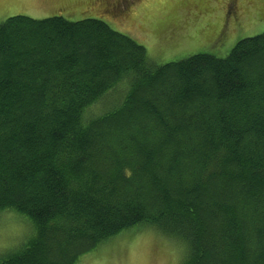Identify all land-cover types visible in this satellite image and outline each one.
Wrapping results in <instances>:
<instances>
[{
    "label": "trees",
    "instance_id": "obj_1",
    "mask_svg": "<svg viewBox=\"0 0 264 264\" xmlns=\"http://www.w3.org/2000/svg\"><path fill=\"white\" fill-rule=\"evenodd\" d=\"M215 55L155 65L99 19L0 22V211L34 228L0 264H78L137 226L181 264H264V32Z\"/></svg>",
    "mask_w": 264,
    "mask_h": 264
},
{
    "label": "rangeland",
    "instance_id": "obj_2",
    "mask_svg": "<svg viewBox=\"0 0 264 264\" xmlns=\"http://www.w3.org/2000/svg\"><path fill=\"white\" fill-rule=\"evenodd\" d=\"M227 7L233 19L238 12L234 24ZM16 15L99 19L142 45L155 65L202 52L223 58L238 40L264 32V0H0V22ZM216 21L228 31V41L220 47L214 40ZM121 91L113 90L105 99L109 102L88 110L89 115H100L118 103ZM32 235L34 228L27 219L0 211V259L20 249ZM186 254L185 244L150 226H137L108 239L78 264H181Z\"/></svg>",
    "mask_w": 264,
    "mask_h": 264
},
{
    "label": "flooded vegetation",
    "instance_id": "obj_3",
    "mask_svg": "<svg viewBox=\"0 0 264 264\" xmlns=\"http://www.w3.org/2000/svg\"><path fill=\"white\" fill-rule=\"evenodd\" d=\"M228 8H230V7H227V8H226V12H227L228 14L231 13V16H230V17L232 18L231 23L234 24L233 20H235V21H236V20H239L238 12L236 11L237 18L233 19V17H232V10H231V8H230V11H228ZM220 27L224 30V26H223V27H222L221 25L218 26V24H217V25H216L217 31H216V33L214 34V35H216L215 38H214V40L217 41V42H220L221 40L226 39V37H223L224 34H223L222 29H221ZM220 29H221V30H220ZM224 33H225V32H224Z\"/></svg>",
    "mask_w": 264,
    "mask_h": 264
}]
</instances>
